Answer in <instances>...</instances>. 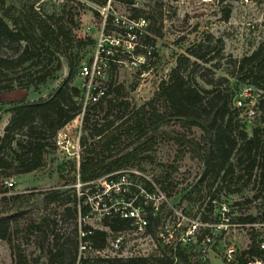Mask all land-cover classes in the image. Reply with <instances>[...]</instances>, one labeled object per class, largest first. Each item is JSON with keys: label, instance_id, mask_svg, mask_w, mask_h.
Wrapping results in <instances>:
<instances>
[{"label": "trees", "instance_id": "obj_1", "mask_svg": "<svg viewBox=\"0 0 264 264\" xmlns=\"http://www.w3.org/2000/svg\"><path fill=\"white\" fill-rule=\"evenodd\" d=\"M86 1L103 7L108 0ZM4 7L5 3L2 1L0 47L4 45L10 47L12 55L0 56V76L8 77L9 73L15 71L18 74L16 70L24 69V74L31 76V80L27 79L28 86L37 88L46 84L60 69L59 54L66 56L67 50L75 42L72 17L64 21L66 13L63 6L60 16L47 15L38 8L29 10L22 19L9 15L10 9H17L15 6L11 5L9 10H3ZM229 14L230 12L226 10L225 20ZM139 17L150 21L148 29L152 34L155 36L159 34L158 28H152L154 25L152 17L145 16L141 10H133L132 18ZM145 39L146 42L152 41L148 36ZM207 41L210 42L209 37ZM76 43L77 46H82L83 40L79 39ZM218 45L220 53L222 43L219 41ZM191 58L194 62H191ZM196 61L207 64L210 60L207 55L200 54L199 50H189L188 56H180L168 80L161 83L155 98L136 110L130 109V104L122 96L121 88H114L111 84L96 104H89L96 114L85 113L82 122L84 128L90 131L92 149L82 157L78 166L79 173L72 176L71 184H75L77 179L83 184L99 179L118 181L122 176L121 171L135 167L136 162H142L147 158L144 155L160 128L174 122L187 130L196 128L201 132L198 140V157L203 171L199 183L210 182L207 184V194H211L213 200L216 199L215 194L221 190L228 194L240 192L245 187L244 185L239 187L244 179L249 183L255 178V183L264 188V126L254 128L251 135H248L243 117L246 108L234 105L235 102L242 101L239 95L236 94L231 99L232 94L219 87L212 86L206 90L200 88L194 80H188L183 74L185 68L197 66ZM66 62L67 77L46 99L33 102L20 100L10 104L11 116L3 135L0 136V179L39 170L43 166L45 154L53 150L57 133L82 112V105L77 101L80 90L71 84L78 61L67 54ZM234 67L241 77L240 81H246L248 86L264 94V41L249 56L235 61ZM14 82L18 89L26 88L18 82V77ZM205 83L211 86L213 80ZM13 89L14 85L0 87V95ZM248 101L249 99L246 100L247 103ZM159 104L165 108L159 109ZM254 110L263 125L264 95L258 98ZM84 144L85 139H82L80 146L83 147ZM232 157L235 158V163L232 162ZM72 170L76 171L74 163ZM6 181L8 180L3 181L5 192L9 190L5 185ZM142 185L147 192L152 190L150 183L142 181ZM214 186L216 190L211 193ZM63 195L64 191L61 188H54L38 195L16 194L6 197V194H3L0 197V241L8 243L11 251L16 249L14 255L16 264H38V259L40 261L45 259V264H76L79 230L84 234L82 239L90 243L94 250L98 251L105 247L109 233L92 229L85 224L78 227L79 218L84 219L88 215L87 205L79 210L75 200V203L69 206L63 203ZM261 197V192H258L247 203L251 204ZM128 199L125 198L124 201ZM142 202L144 200L141 197L133 205L137 206ZM52 205L57 206L55 211L59 209V214H54L52 219L46 218L38 224L34 221L27 227V231H33L37 235V239L39 234H44L47 241L49 236L52 237V246L48 245L45 251V247L40 245L38 249L41 254L36 260L22 256L17 247L11 244L12 229L15 226V233H18L17 222L29 211H46ZM255 208L256 213H260L264 220V197ZM163 211L164 206H161L156 214L150 204L144 207L148 232L156 240L163 222ZM60 218L74 223L70 231L73 235L72 240L69 238L70 232L68 236L67 234L54 236ZM102 226L108 229L110 234L116 235L130 229L131 222L111 210L103 217ZM41 228L45 230L42 231ZM250 241L249 252L257 253L254 236H251ZM80 264H209V262H202L198 253L191 247L173 252L169 246L161 247L159 243L157 252L149 258H99L87 255L86 259H81ZM235 264H243L242 256L237 258Z\"/></svg>", "mask_w": 264, "mask_h": 264}, {"label": "rangeland", "instance_id": "obj_2", "mask_svg": "<svg viewBox=\"0 0 264 264\" xmlns=\"http://www.w3.org/2000/svg\"><path fill=\"white\" fill-rule=\"evenodd\" d=\"M2 1L5 3L3 10H9L11 5L15 6L17 9H10L9 15L20 19L31 9L39 8L47 12L51 10L46 0H0V10ZM136 2L145 16L152 17L154 20L152 28H158L159 34L155 36L147 29L140 37V45L150 47L151 55L147 56L138 67L132 68L128 65L127 54H114L115 62H107V68L100 80L101 84H97L105 91L110 84L114 88L120 87L123 98L130 104V109L136 110L155 98L161 83L168 80L172 69L176 67L177 59L180 56H188L189 50H199L200 54L207 55L210 60L207 64L196 61L197 66H188L183 73L188 80H194L200 88L209 90L212 86L219 87L228 94H232L231 99L236 94L240 95L243 88L244 90L252 88L246 81H240L241 77L234 67V62L249 56L264 41V0H136ZM62 6L66 13L64 21L72 17L74 22L75 42L67 50L66 56L70 54L78 61L71 84L80 90V97L77 101L82 105V112L57 133L53 150H49L45 154L43 166L39 170L0 179V197L3 194H6V197L16 194L38 195L54 188H61L64 191L63 203L70 206L76 200L79 210L86 204H91L89 205L91 210L95 209L84 221L78 222V227L80 228V224H85L102 230H106L102 226V220L108 210V207L103 206L104 203L115 208L126 206L125 198H130L135 190L143 188L142 181L150 183L154 193L160 191L165 196L168 205L164 206V221L170 217L169 207L177 209L188 218H199L202 221L215 220L218 218V211L214 208L213 201L216 205L226 203L229 208H234L232 209L234 210L232 218L256 213L257 208L247 203L257 191L255 178H252L249 183L245 181L246 179L242 180L239 187L243 185L245 187L238 193L228 194L221 190L215 194L216 199L214 200L211 198V194H207V184L210 182L199 183L203 171L198 157V140L201 132L196 128L187 130L174 122L160 128L144 155L147 158L142 162H136L135 167L121 171L122 176L118 181H114L115 185L110 183L112 180L109 181V179H99L88 184H83L77 179L75 184H71L72 176L79 173L78 166L82 157L92 149L93 140L89 136L90 131L84 128L82 119L85 113L93 115L96 114V111H93L90 108L91 105L85 102L84 93L87 82L78 77L77 73L79 67L82 64H87L96 54L100 30L97 9L101 7L86 0H63ZM112 6L114 11L119 14L132 15L129 7L118 2L112 3ZM226 10L230 12L227 20L224 19ZM88 27L90 31L86 32ZM108 33L113 34V28ZM146 36L152 41L146 42ZM208 37L210 42L207 41ZM79 39L83 40L82 46H77L76 41ZM219 41L222 43L220 53L218 52ZM143 54L142 48L135 50V55L143 56ZM11 55L10 47L5 45L0 47V56ZM66 56L62 53L59 54L60 69L46 84L37 88L27 85L31 76H26L24 69L16 70L18 74L15 71L9 73L8 77L0 76V87L14 85L13 91L0 95V136L3 135L4 128L11 116L9 112L11 103L20 100L33 102L46 99L67 77ZM191 62H194V59L191 58ZM16 77H18V82L23 84L22 86H26L25 89H18L14 82ZM209 80H213V85L205 83ZM251 95L256 98L253 89ZM158 106L161 110L165 108L162 104ZM243 117L248 135H251L254 128L264 126L257 113L251 115L248 112ZM82 139H85L83 147L80 146ZM232 162L235 163L234 157H232ZM73 163L76 168L74 172L72 170ZM4 180L13 183V187L6 192L3 191ZM214 190H216V186L213 187L211 193H214ZM140 206L143 207L142 204ZM56 207V205H52L48 210L42 212L29 211L18 220L19 231L15 233L14 226L10 240L22 256L36 260L41 254L38 249L40 245L45 247V251L48 245L52 246V237L49 236V233L47 234L48 241L44 234H39V239H37V235L33 231H27V227L34 221L38 224L46 218L52 219L54 214L60 212L59 209L55 211ZM79 220L83 219L79 218ZM73 225L74 223L60 218L54 236L57 234H67L66 236H68ZM41 230L44 231L45 228H41ZM122 235L124 244L121 247V252L107 253L103 256L127 258L136 254L134 243L138 244L139 241L134 240L138 237L130 229L124 230ZM69 236L72 240L71 232ZM109 236L111 240L112 234ZM234 237L235 240H233ZM232 241L241 248L247 244L248 236L238 230L221 241L216 240L209 264H226L220 255L219 245L230 244ZM142 249L148 250L149 248L143 246ZM15 253L16 249L11 251L8 243L0 241V264H16ZM139 253H141V249ZM37 262L45 264V259H41V261L38 259ZM77 262L76 260V264Z\"/></svg>", "mask_w": 264, "mask_h": 264}, {"label": "built area", "instance_id": "obj_3", "mask_svg": "<svg viewBox=\"0 0 264 264\" xmlns=\"http://www.w3.org/2000/svg\"><path fill=\"white\" fill-rule=\"evenodd\" d=\"M46 1L51 10L47 12L42 9V12L47 15L60 16L63 0ZM114 2L129 7L131 13L133 10H140L136 0H108L105 6L97 9V14L100 19V30L97 38L96 54L87 64H82L79 67L77 74L78 77L87 82L84 100L91 105L96 104L105 94V90L97 84H101L100 80L103 78L105 68H107V62H115L113 59L114 54H127L129 59L128 65L132 68L138 67L140 63L144 62L147 56L151 55L150 47L140 45V37L148 29L149 21L144 17L135 19L132 18V15L125 16L115 12L112 6ZM111 28H113V34L108 33ZM88 31H90L89 27L86 28V32ZM137 48L144 50L143 56L135 55ZM252 89L247 88L243 90L239 95L242 101H237L234 105L236 107H245L246 113L249 112L251 115H254V107L257 104V100L264 94L253 89L256 95V98H253V95H251ZM247 99H249L248 103L246 102ZM246 113H244L245 116ZM110 183L115 185L114 181H110ZM5 185L8 189L13 187L12 182L6 181ZM256 185V193L261 192L262 197L258 201L251 203L254 207L259 205L261 199L264 197V188L259 184ZM153 190L152 187V190L146 192L140 187L126 201V206L115 208L114 206H109L107 203L103 205L105 208L108 207L104 215H108L112 210L114 213H119L123 219L130 220V230L138 237L134 240L139 241L138 244L134 243L136 254L127 258H149L157 252L158 244L160 243L161 247L169 246L173 252L180 248L191 247L198 253V257L202 262H209L216 240L221 241L225 237L230 236L231 233L241 230L248 236V242L245 246L240 248L234 241L230 244L219 245L220 255L224 262L226 264H235L237 258L242 256L243 264H264V220L261 218L260 213L232 218L231 216L234 213L232 209L234 208H229L226 203L216 205L213 201L212 204L215 205L214 208L218 211V218L202 221L199 218H188L177 209L169 207L170 217L168 220H163L156 240L148 232V221L145 217L144 207L150 204L156 214L160 211L161 206L168 204L165 196L160 191L154 193ZM139 197H142L144 202L139 203L137 206L133 205ZM141 204L143 207L140 206ZM86 205L89 208L88 215L94 212L95 209L91 210V206H89L91 204ZM248 217L253 219L251 220ZM84 219L79 221H84ZM104 231L110 235L108 229ZM112 236L113 238L111 240L109 236L103 249L96 251L90 243L82 239L84 234L79 230L77 264H80L81 259H86L87 255L99 258H112L110 256H103V254L121 252V247L124 244L122 233ZM251 236H254L257 253L249 252ZM233 240H235V237ZM143 246H148L149 249L143 250ZM140 249L141 253H139ZM118 257L123 258V256Z\"/></svg>", "mask_w": 264, "mask_h": 264}]
</instances>
